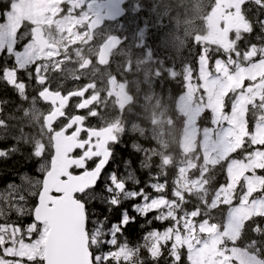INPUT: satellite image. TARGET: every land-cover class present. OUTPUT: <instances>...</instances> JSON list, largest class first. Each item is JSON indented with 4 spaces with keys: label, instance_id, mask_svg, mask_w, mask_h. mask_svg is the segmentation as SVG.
Instances as JSON below:
<instances>
[{
    "label": "rangeland",
    "instance_id": "obj_1",
    "mask_svg": "<svg viewBox=\"0 0 264 264\" xmlns=\"http://www.w3.org/2000/svg\"><path fill=\"white\" fill-rule=\"evenodd\" d=\"M191 1L193 2V8L183 4L179 6L177 10H173L169 13L176 14L180 12L178 14H182L180 18L188 21L186 24H183L186 30V36L193 30L195 22H200L203 30L202 45L204 48L210 40H213L215 45H220L224 50H230L231 41L229 42V39L222 41L221 32L219 36H216L210 24L211 22L208 20V15L215 6L214 0ZM99 3L100 0H90L86 4V25L88 20L97 13ZM157 3L162 4L163 0H129V14L121 25L106 26L92 36L86 31V85L89 90H95L100 84H108L109 77L111 76L109 65L113 69L114 74L118 71L123 74L128 73L130 78L141 75V71L147 68H145V66L139 68L138 65L134 63L133 42L138 30L145 31L147 27H145L144 24L153 20L152 16L156 11ZM185 10H188V13ZM242 17L247 19L245 25L248 27V32L247 35L244 36H238V34L234 35V43L236 39L244 40V42H247V39H253L256 42H260V46L257 47L260 57H255L245 66H240L239 62L236 63L232 60L228 61L231 57L220 59L223 61V67L232 72V75L226 80V84H230L234 89L233 92L237 94L235 102H237V118L241 129H243L245 124V114L247 111L246 101L252 100L254 97L259 98L260 96V92L245 94L243 86L241 85H243L246 80H249V86H251L254 80H264V60L261 59L264 54V13L261 14L258 22L254 21V16L249 18V15L244 13V11H242ZM226 18L227 15H224L223 20ZM162 23L164 26V22ZM22 26H24V28L20 31ZM84 26L85 16L83 8H80L77 3H71L68 0H14L6 14L4 22L0 23V32L4 33V39L0 42V53L3 51L10 53L18 69H25L32 62L39 60H58L56 71L65 74V77L68 79L66 83L73 86H82ZM34 27L40 29L43 37L49 44L53 43L54 46L58 48V54L51 53L49 50H39L33 42L31 35V28ZM179 27L180 25L171 27L170 32H175L176 35H179ZM20 33H23L22 37H20ZM161 33H166V31L162 28ZM165 35H167V33ZM113 36L119 37L123 45L118 46L116 52L110 56L106 66H101L98 63L99 45L104 40ZM246 36H249V38L245 39ZM164 39H168L169 41L172 40L169 36ZM22 40H24L23 45H21ZM181 41L182 39L179 40V43H181ZM163 42H165V40H163ZM16 43L21 45L20 49L15 47ZM248 53L249 51H246L235 57L243 61ZM250 56H252V54H250ZM204 57L205 53H203L199 61ZM199 61L197 71L200 87L202 88V100L203 105H206L208 109L210 91L207 89L206 82L200 78ZM216 61L217 59H211L210 63L207 59L204 61L207 69L211 71L213 76H215L217 71H220V68L216 65ZM133 71H135L134 76ZM207 74L206 72L205 75ZM5 79L11 84L14 83V79L9 75H6ZM190 96L191 94L187 87L182 97L184 103L188 102L187 99ZM203 97L205 99H203ZM205 110L206 109L200 111L194 109L189 112H184L185 126L180 146L184 154H189L193 152L197 146L199 147L200 151L197 153V157H194V159L191 158V161L197 168L201 166V164H198L200 153L206 166H213L226 160L227 183L216 193L212 201L213 207L219 205L227 206V215L224 222L221 226H218L204 220L196 221L192 219L195 214L189 215L186 219L174 221V215L172 214L173 202L166 200L163 196L157 195V192H153L152 195L157 202L158 214L160 217L165 221L173 220L171 240L168 239V227H160V235H148L143 240L141 248L154 264H162L160 261L161 255L159 254L162 246H164L166 251L164 259L169 260V256H173V259L169 260V264H175V256L178 255L181 257L182 252L184 263L188 264L189 253L187 248L178 246L173 249L171 246L173 244L179 245L181 240L188 241L191 239L192 244L196 247V252L192 254L194 264H263L254 257V254L247 250L245 252L235 248L233 242L236 238L238 240L242 231L243 222H245L246 219L259 217V215L264 216V198L252 200L251 196L254 193L252 190L260 188L262 181L260 178L251 176L252 172L248 171V169L256 167L257 163H264V161L259 160L256 155H251L245 161L229 159L231 154L241 147L240 139L237 138L231 143L218 142L216 135L217 126L212 124L209 129L200 131L197 127V120L202 116ZM231 111L232 104L230 103V112ZM209 116L211 123L212 113L209 112ZM259 117L262 118L260 123L254 127L253 138L250 140L251 145L253 140L264 141V122H262L264 120V111L257 116V118ZM216 118H220L218 108L216 111ZM228 126L227 124L223 125L225 128ZM135 128L137 131L140 130L136 126ZM142 137L143 136L140 138ZM244 149H246V147ZM245 154L246 153H244V155ZM237 161L239 163H236ZM192 162H188L179 171V179L176 183V190L174 192V197L177 198L178 201H182L185 194L189 196L194 193H199L201 190L202 183L200 179L189 174V171L194 167ZM257 169L261 168L256 167V170ZM44 170L46 171L45 165L41 164L40 173L42 174ZM199 175L203 177L202 173H199ZM31 178L32 183H28L30 180H27L21 185L18 183L14 184L17 185L18 188L22 187L25 190V194H27L29 190L38 191L41 179L38 177ZM240 183L242 184L239 187ZM9 185L10 184L0 189V201L13 197V189L10 188ZM26 186H29V189H26ZM156 187L160 189V185H156ZM237 188L238 191L234 197ZM32 197L36 198V196H28L27 206L29 208H34L31 206ZM30 217L31 216H25L17 221H27ZM159 223L161 224V222ZM90 233L94 235L93 231ZM34 238L35 236H33V239ZM197 241L199 243H197ZM117 252L119 253L120 262L122 264H139L136 253H133L130 249L120 248Z\"/></svg>",
    "mask_w": 264,
    "mask_h": 264
},
{
    "label": "flooded vegetation",
    "instance_id": "obj_2",
    "mask_svg": "<svg viewBox=\"0 0 264 264\" xmlns=\"http://www.w3.org/2000/svg\"><path fill=\"white\" fill-rule=\"evenodd\" d=\"M124 8L126 17L116 23V26L121 25L129 14L128 3L127 5L126 3L124 4ZM255 8L257 7L254 4H244L237 12L231 9L223 10L220 21L211 25L215 35L219 36L221 23L229 24L230 50H224L220 45H215L213 40H210L204 48L202 45L203 30L201 23L195 22V26L188 36H186L185 27L180 25L179 34L182 41L179 49L171 53L170 48L160 38V34H162V28L166 32H170V28L174 26L170 21V17L173 14L167 15L164 26L163 23L155 24L153 21L146 23V32L139 29L136 33L133 42V61L139 68H143V66L147 68L141 71V75L132 77L131 80L129 78L125 79L119 74H113L109 77L108 84L105 83L98 90L91 91L86 85L85 2L83 7L85 26L82 86H73L66 83L68 79L65 74L56 71L58 60L54 59L32 62L23 69V73L19 74L18 78H15L17 82L23 83L26 80L31 82L32 93L33 91L36 92L35 96L39 101L40 96L43 99V102H39L35 111L37 116L35 127L40 131V136L45 138L50 144L51 158L54 156L52 148L54 142L61 146L59 154L64 157L65 167L70 162L71 156H80L82 154L81 146L87 145V151L95 153L99 152V147L105 143L106 152H113V155L110 162L102 170L101 178L95 186V191L97 187V193L104 195H107L104 192V186L108 175L113 171L118 176L120 173L119 166L113 162L115 147L121 143L118 135L121 139L123 136L126 138L130 135H137L135 134L137 133L135 126L141 130L142 134L140 135L149 140L150 144L144 143L141 138L137 140L141 142L142 148H144L143 151L150 153L149 162L155 159L156 164H159V166L162 162H167L169 157L167 141L172 127L179 126L181 131L184 129L185 111L207 109L206 105H203L202 88L200 87L197 71L198 61L202 58L201 54L205 53L209 63L217 54L231 57L232 59L228 61L232 60L238 63L233 58L238 55L237 50L234 48V35H247L248 27L245 25L247 19L242 17V11L244 10V13H247L250 18L258 11ZM186 12L188 13V11ZM224 15H227L225 20H223ZM22 34L20 33V37H22ZM246 38H249V36H246ZM117 39L116 50L119 45H123L119 37ZM246 41L243 46L249 53L242 63L239 64L240 66H245L252 61L255 58L254 52H259L257 47L260 46V42H256L253 39H247ZM21 45L16 43L15 47L20 48ZM49 45L50 49L48 50L51 53L58 54V48L53 43ZM222 51H226V53ZM10 55V53L5 51L0 53V56L3 57H10ZM189 65L193 72L191 79L188 78ZM130 81L139 86L141 90L137 92L136 89L131 92L130 86H132V83H129ZM248 82L249 80H246L243 84L244 93L260 92V96L259 98L254 97L252 100L246 101L245 122L247 125L261 119L263 116L259 118L257 116L264 111V80H254L251 86L248 85ZM170 83L176 88L172 89L169 85ZM187 87L191 96L187 99L188 102L184 103L182 97ZM236 97V92H232L228 97L229 102L231 104L235 102ZM203 99L205 98L203 97ZM31 110L33 112V109ZM137 113L146 115L141 123L133 118H136ZM205 113H207L206 110L203 111L202 115ZM199 118L197 121L198 126L201 119ZM208 122V118L205 117L201 124L206 125ZM74 148L76 150L73 152ZM96 162H98V158L89 161L86 167L90 170L95 166ZM71 171L79 175L83 169L73 168ZM149 175L153 176L152 173H149ZM95 201L98 202L97 200ZM91 202L93 201L89 203Z\"/></svg>",
    "mask_w": 264,
    "mask_h": 264
},
{
    "label": "snow or ice",
    "instance_id": "obj_3",
    "mask_svg": "<svg viewBox=\"0 0 264 264\" xmlns=\"http://www.w3.org/2000/svg\"><path fill=\"white\" fill-rule=\"evenodd\" d=\"M117 4L118 0H100L98 8L102 12L106 11L109 16H114L119 11ZM3 39L4 33L0 32V42ZM201 55L203 56V53ZM254 56L260 57V53L254 52ZM206 59L207 57H204L199 61L200 78L206 82L210 91L209 107L206 111L212 113L211 124L217 126V140L221 143H231L239 138L241 147H245L247 145L244 136L252 140L253 134L247 131L246 122L241 129L237 118V102H232L231 112L225 111L229 103L228 97L234 90L230 84H226L232 72L223 67L222 60L217 59L216 65L220 71L213 76L204 63ZM261 59L264 60V57ZM14 76L15 74L13 79ZM192 76L193 72L189 65L188 78L191 79ZM217 108L219 119L216 118ZM224 124L229 126L225 128ZM251 147L253 152L246 153L245 158L256 155L259 160L264 161V141L253 140ZM87 149V145L81 146L82 154L71 156L66 169H61L57 176L52 177L53 170L50 169L51 185L49 179H44L38 191L29 190L27 194L22 187L18 188L14 183L9 185L13 189V197L0 201V264H120L116 249L120 244H126L127 240L121 242L119 238L123 236L129 224L136 222V216H130L128 210L124 209L120 219L107 229L104 227L108 219L106 216L103 219L93 220V235L87 226L89 222L87 205L97 199L109 205V210L111 207H119L123 202L139 201L132 205V211L144 219L147 225H151L153 221L165 222L158 214L157 202L152 193L146 190L150 188L152 192L159 191L155 183L149 182L146 187H140L138 181L134 184L135 187L129 189L127 185L131 182V172H127L126 176H118L113 171L106 178L104 192L107 195L96 193L95 186L101 178L102 170L110 162L113 152L89 153ZM74 150L76 149L72 151ZM16 151L14 145L9 149H0V158H8ZM94 158H98V162L89 170L86 165ZM125 164L130 166L131 161L128 160ZM256 167L264 170V163H257ZM256 167L248 171L254 173ZM73 168L83 171L76 175L71 171ZM56 179L63 186L57 185ZM260 179L264 180V178ZM69 181L75 183L70 184ZM261 190H264V186ZM28 196L38 197L34 208L27 206ZM150 214L154 215L149 218ZM13 215L16 216V220L12 219ZM25 216H31L30 223L26 226L17 223L18 219ZM167 232L168 239L171 240V225L168 226ZM146 235L159 236L160 230ZM178 246L187 248L188 264H194L192 254L196 252V247L191 239L181 240L179 245L173 244L171 247L175 249ZM159 254L163 255L162 252ZM171 259H173L172 255L169 256V260ZM175 259L177 264H183L180 256L176 255Z\"/></svg>",
    "mask_w": 264,
    "mask_h": 264
},
{
    "label": "trees",
    "instance_id": "obj_4",
    "mask_svg": "<svg viewBox=\"0 0 264 264\" xmlns=\"http://www.w3.org/2000/svg\"><path fill=\"white\" fill-rule=\"evenodd\" d=\"M13 1L14 0H0V23L4 22ZM259 2L264 7V0H259ZM183 4L193 8V2L191 0H163L162 4L157 3L152 21L155 24H161L166 20L169 13L173 10H177V8ZM179 13L173 14L170 17L171 24L175 27L188 22L186 19L180 18L182 14L178 15ZM256 20L257 18L254 19L255 22H257ZM166 33L167 35H165ZM166 33L160 34V38L165 40V44L170 48L171 53H174L176 52L175 50H178L180 47L179 40H181V35H176L175 32ZM167 36L172 40L169 41L168 39H164ZM14 69L15 66L11 59H5L3 56L0 57V149H9L13 145L17 149V151L11 153L8 158H0V189L11 183H18L21 185L27 180H32L31 177H41L42 175H39L41 174L39 171L40 164L44 163L46 166L50 157V145L48 141L39 137L38 131L32 122L33 112L31 108L28 107V101L21 99L16 90L10 87L4 80V73L6 71H14ZM112 73L114 74V71H112ZM119 75L124 78V74L119 73ZM125 77L127 79L130 78L129 74H126ZM129 83H131V81ZM169 85L172 89L176 88L171 83ZM27 91L28 95L32 94L29 85ZM145 116L137 113L136 118H133L141 123ZM205 117H208L207 113L201 117L199 123L200 127H202L203 124H201V122ZM172 119L174 118L172 117ZM251 130V125H248V132H251ZM136 132L135 134L137 135H130L126 138L123 136L122 139L118 135V139L121 140V143L115 147L113 156V162L120 168L119 176H126L127 172L132 173L131 182L127 185L128 188L132 189L135 187L134 184L138 181L140 182V187H146L147 183L154 182L156 185H160L157 195L163 196L170 202L174 201L172 214L176 215V209H178L177 213L180 215H186L196 211L198 212L196 221L204 220L209 221L211 224L221 226L227 214V206L219 205L212 209L208 206H210L217 191L222 186L226 185L225 164L221 163L206 171L203 176L205 183L203 193H194L190 197H184V199L179 202L178 200H174L172 192L175 187L174 181L178 180V166L186 159L182 156L179 149L181 128L179 126H174L170 130L167 141L169 163L168 166H166L168 168L165 174L161 172L162 170L159 164H156L155 159L149 162L150 153L144 152L141 142L137 141L141 137V130H136ZM141 139L144 143L147 141L146 144H150L147 138L142 137ZM239 154L240 151H238L234 157H237ZM128 160L131 161L130 166H126L125 164ZM198 164H202L201 158L198 159ZM200 167L196 169V176L198 175ZM149 173H152L153 176L149 175ZM26 189H29V186H26ZM146 190L153 193L150 188ZM95 192L97 193V187ZM263 195L264 190L258 194V196ZM138 202L139 201L123 202L119 207H111V210H109L110 206H107L104 202L93 201L87 205L89 212V222L87 226L90 229L93 220L103 219L106 216L108 219L104 227L107 229L113 222L118 221L122 211L127 209L130 216H136V222L129 224L124 230L123 236L119 239L121 242L126 239L127 243H122L119 246L124 245L131 250H140V255L145 262L141 264H154L141 248L143 237L147 233L148 225L145 224L146 221L144 219L138 218L131 209L132 205ZM31 206H35V197L31 198ZM15 218V216L12 217L13 220H16ZM30 222L31 217L28 218L27 221H17V223L24 226ZM166 225L172 226V223L167 221ZM233 245L235 248L247 250L254 254L260 261L264 262V217H253L244 222L240 236ZM162 253L161 261L166 255L165 249ZM165 262L169 263V260L166 259ZM120 264L122 263L120 262Z\"/></svg>",
    "mask_w": 264,
    "mask_h": 264
},
{
    "label": "water",
    "instance_id": "obj_5",
    "mask_svg": "<svg viewBox=\"0 0 264 264\" xmlns=\"http://www.w3.org/2000/svg\"><path fill=\"white\" fill-rule=\"evenodd\" d=\"M73 1V0H71ZM80 4V6L82 7L85 3V1L87 2L88 0H77ZM126 0H118V4L116 5V7L118 8V14L114 15V16H109L106 11H100L92 18L90 19V21L88 22L87 25V30L89 33H93L96 30L100 29L102 27V25L104 23H114L118 20H120L123 15H124V10L122 8L123 3ZM218 3V9L220 10L221 8H225V9H233V10H238L244 3L249 2V1H255V0H216ZM220 18L218 10L214 11L211 14V19L212 21H218ZM229 31V25L226 26L225 30H224V35H226ZM33 34H34V41L36 43V45L41 49L44 50L46 48V43L44 42V40L42 39V37H40L37 33V29L33 30ZM225 37V36H224ZM117 40L115 38H111L107 41H105L101 46H100V50H99V63L101 65H103L106 61V58L108 56V54L110 53V51L115 47ZM105 146L106 144H102L99 147V152H105ZM53 151H54V156L51 158L50 161V169H52V177H55L58 175L59 171L61 169H66L65 167V161H64V157L63 155L59 154V151L61 150V146L54 142L53 145ZM62 160V161H61ZM49 169V171H50ZM49 171L43 176L42 178V182L44 179H49L50 180V185H51V178L49 177ZM55 183L59 186H63L61 184V182L56 179ZM70 184H74L75 181H69ZM38 202V200H37ZM86 259V257H84Z\"/></svg>",
    "mask_w": 264,
    "mask_h": 264
}]
</instances>
